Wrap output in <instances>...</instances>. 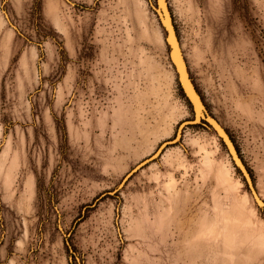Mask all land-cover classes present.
I'll list each match as a JSON object with an SVG mask.
<instances>
[{
  "label": "rangeland",
  "instance_id": "1",
  "mask_svg": "<svg viewBox=\"0 0 264 264\" xmlns=\"http://www.w3.org/2000/svg\"><path fill=\"white\" fill-rule=\"evenodd\" d=\"M165 5L176 142L158 0H0V264H264V0Z\"/></svg>",
  "mask_w": 264,
  "mask_h": 264
},
{
  "label": "water",
  "instance_id": "2",
  "mask_svg": "<svg viewBox=\"0 0 264 264\" xmlns=\"http://www.w3.org/2000/svg\"><path fill=\"white\" fill-rule=\"evenodd\" d=\"M158 3L160 6V15H161V18L163 20V23H164V26L166 29L169 45H170L171 52H172V58H173L174 64H175L177 72H178V76H179L181 86L184 90V93H185L187 99L190 101V103L194 109V113H195V119L193 121H186L180 125L177 137L174 141V142H176L179 139L180 131L183 128H185L186 126L197 124L201 120V118L204 117L203 106H202V103H201V101H200V99H199V97H198V95H197V93L193 87V84L190 80V77H189V74L187 71V67H186V64H185V61L183 58V54L181 51V47L179 44V40L177 38L175 29L173 27V24L171 22V19L169 17V13H168L166 5H165V0H158ZM206 122L209 123L217 131V133L223 137V139L225 140L235 163L241 169L244 176L246 177V180L250 186V189H251V192H252L254 198L257 201H260L259 197H258V195H257V193H256V191L252 185V181L250 179V176H249L245 166L243 165L242 161L238 157L237 152H236L232 142L230 141L229 137L225 133V131L221 128V126L219 124H217L214 120H212L210 118H207ZM170 144H172V142L164 143L161 146V149H164L165 147H167Z\"/></svg>",
  "mask_w": 264,
  "mask_h": 264
}]
</instances>
